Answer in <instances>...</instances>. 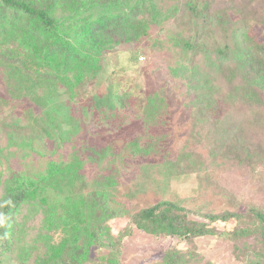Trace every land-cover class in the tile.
Returning a JSON list of instances; mask_svg holds the SVG:
<instances>
[{
	"label": "trees",
	"instance_id": "16d2710c",
	"mask_svg": "<svg viewBox=\"0 0 264 264\" xmlns=\"http://www.w3.org/2000/svg\"><path fill=\"white\" fill-rule=\"evenodd\" d=\"M216 1L181 0L175 16L180 57L195 66L200 57L212 55L230 93L250 110L233 129L222 155L242 165L252 181L264 185V41L250 34L251 26L259 20L258 10L251 0L230 6H218ZM59 9L66 12L60 14ZM157 11L155 0H128V6L122 0H0V68L6 91V96L0 95V131L38 139L44 147L51 139L57 148L71 127L75 129L71 104L76 88L99 73L106 49L144 32L156 21ZM238 79L244 83L240 85ZM130 95L112 87L103 98L92 96L93 107L101 111L102 119L110 121ZM22 98L40 112L34 114L31 107L19 109L25 123H18L10 120L15 110L7 107L11 100ZM103 104L108 106L106 110L100 109ZM165 112L163 96L153 93L145 97L141 118L147 127L162 123ZM197 112L210 125L218 121V112L208 99ZM63 125L71 127L63 131ZM145 135L146 145L141 149L145 154L157 151L158 142L165 138L163 133ZM105 155L106 149L92 153L95 159ZM203 160L201 151L191 149L166 161V169L170 176L180 177L196 172ZM82 164L74 153L68 163H50L33 185L8 184L0 199V264H29L23 256L22 228L14 217L23 204L36 199L52 227L51 234L44 236L45 250L34 264H83L90 261L91 247L106 249L101 264H120V244L134 228L187 243L206 235L223 237L235 242L233 255L240 264H264V209L257 206L213 213L163 199L132 212L116 240L106 242L109 220L122 211L108 186L116 180L112 175L95 179L93 188L83 195L75 188L83 178ZM219 222L234 225L228 230L217 227ZM164 263L189 264L182 252L173 249L166 251Z\"/></svg>",
	"mask_w": 264,
	"mask_h": 264
},
{
	"label": "rangeland",
	"instance_id": "374dc122",
	"mask_svg": "<svg viewBox=\"0 0 264 264\" xmlns=\"http://www.w3.org/2000/svg\"><path fill=\"white\" fill-rule=\"evenodd\" d=\"M241 1L217 0L216 4L230 6ZM155 2L158 6L156 21L150 22L139 35L106 49L99 73L76 88L75 101L71 104L75 129L62 126L63 131L71 129L57 148L51 139L44 147L38 139L0 131V199L8 184L33 185L50 163H68L76 153L83 160L80 169L83 178L75 185L81 194L93 188L95 179L112 175L116 180L112 183L115 190L114 185L108 186L113 188L114 203L122 211L109 220L104 235L106 242L116 240L119 231L128 225L132 212L163 199L175 200L200 212L244 211L249 206L264 209V185L252 181L242 165L222 155L233 129L250 110L241 106L238 98L230 93L227 82L216 70L212 55L200 57L195 66L181 59L175 25L181 0ZM122 4L128 6V0H122ZM251 5L257 8L259 20L251 26L250 34L264 41V0H251ZM65 12L58 10L60 14ZM215 32L218 35L217 29ZM134 56L138 57L137 61ZM2 77L0 68V95L6 96ZM238 82L244 83L240 79ZM112 87L129 91L131 95L129 103L125 102L123 109L115 111L116 118L108 121L93 107L92 96L97 94L103 98ZM153 93L165 98L167 112L162 123L147 127L141 110L145 97ZM205 99L210 100L218 112V121L211 125L197 112ZM26 107H31L34 114L40 112L28 99L11 100L7 109L15 111L10 120L25 123L19 109ZM99 107L108 108L105 104ZM145 132L165 134L157 144V151L148 154L141 151L147 141ZM56 133L59 134V130ZM102 149H106V155L95 159L93 151ZM191 149L203 153L201 168L180 177L170 176L166 161ZM14 221L22 228L23 256L29 264H34L45 250L44 236L51 234L52 226L37 199L23 204ZM233 225L216 223L217 227L228 230ZM82 240L83 235L77 241ZM234 244L232 240L212 235L187 243L175 236L150 235L134 228L120 244L119 261L120 264H165L166 251L173 249L182 252L189 264H240L233 255ZM106 253V249L91 247L90 261L83 264H101V256Z\"/></svg>",
	"mask_w": 264,
	"mask_h": 264
},
{
	"label": "built area",
	"instance_id": "2783aa9c",
	"mask_svg": "<svg viewBox=\"0 0 264 264\" xmlns=\"http://www.w3.org/2000/svg\"><path fill=\"white\" fill-rule=\"evenodd\" d=\"M139 59H140V60H142V59H143V57H140Z\"/></svg>",
	"mask_w": 264,
	"mask_h": 264
}]
</instances>
